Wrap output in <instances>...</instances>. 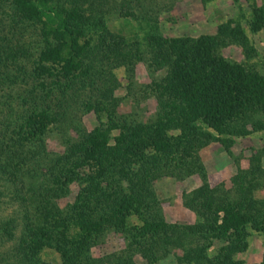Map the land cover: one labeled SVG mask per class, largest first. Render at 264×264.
I'll list each match as a JSON object with an SVG mask.
<instances>
[{
    "label": "trees",
    "instance_id": "1",
    "mask_svg": "<svg viewBox=\"0 0 264 264\" xmlns=\"http://www.w3.org/2000/svg\"><path fill=\"white\" fill-rule=\"evenodd\" d=\"M250 9L248 27L257 32L264 4ZM108 12L95 0H0V34L8 39L0 50V211L6 202L17 210L0 215V244L9 242L13 258L8 264H51L43 259L47 251L60 264H104L112 255L96 258L90 248L111 230L124 234L129 264L131 252L144 264L171 253L177 264H244L236 254L245 240L253 232L264 236V196H248L251 180L263 178L259 158L251 156L247 177L211 187L199 151L216 140L230 154L235 137L248 134L240 121L264 116V74L217 54L208 35L163 37L154 19H143L149 24L140 42L123 44L121 52L120 35L103 20ZM147 50L149 65L166 73L150 85L157 105L142 120L117 113L118 100L110 97L121 85L113 67L132 75ZM89 112L98 122L90 130L79 127L76 115ZM56 122H64L57 129L65 150L45 165L50 180L25 191V167L44 150ZM67 129L74 134L65 138ZM193 174L201 184L185 204L195 221L183 233L169 231L150 215L156 182ZM72 181L79 184L74 203L57 208L51 199ZM120 257L112 263L126 258Z\"/></svg>",
    "mask_w": 264,
    "mask_h": 264
},
{
    "label": "rangeland",
    "instance_id": "2",
    "mask_svg": "<svg viewBox=\"0 0 264 264\" xmlns=\"http://www.w3.org/2000/svg\"><path fill=\"white\" fill-rule=\"evenodd\" d=\"M97 7L109 9L103 16L108 24L109 30L115 34L117 41L121 43L119 48L123 51V44L129 46L131 43L140 42L141 36L146 29L148 22L145 19H154L158 31L163 37L188 36L196 38L200 35H208L216 46L215 52L230 61L240 63L246 68H254L264 74V26L257 32H252L247 23L251 5L261 6L264 0H95ZM87 4V1L85 2ZM129 13L130 15H126ZM144 19V20H143ZM39 36V32L37 33ZM4 39H3V38ZM39 38V37H38ZM42 39V38H39ZM7 38L0 34V43L4 45L0 50L7 47ZM12 44V43H10ZM113 46V45H112ZM123 46V48H122ZM144 47V46H143ZM147 57L135 63L133 74L123 66L116 65L113 68L121 81L113 92L110 99L118 100L117 113H135L138 119H147L156 109L157 98L150 95L151 84L154 80H160L166 73V68L150 64V57L147 50ZM99 56V55H98ZM36 58L37 55L32 56ZM107 61L103 62L106 66ZM121 62V60L119 61ZM29 64V63H27ZM121 64V63H120ZM102 65V66H104ZM113 65V63H112ZM125 69V70H124ZM149 95V96H148ZM79 127L83 126L90 130L98 124L94 113L77 114ZM262 123V128L257 126ZM50 124L44 136V150H40L30 169L29 183L25 191L41 187L50 180L45 165H50L56 155L62 154L65 150L64 141L58 134V125ZM240 124L244 127L246 136H236L230 147V154L226 152L225 145L219 141H210L199 151L206 171L207 180L211 187L221 185H232V177L237 174L240 178L247 177L244 169L249 168L251 156L257 155L262 172L261 179L251 180L255 184L248 196H264V116L259 112L248 114ZM67 129L64 137L74 134ZM227 145V144H226ZM201 184L197 174L190 175L184 179H172L164 177L156 182L155 189L159 193L158 201L151 203V218L163 222L169 231L183 233L187 226L195 221L194 212L186 206V200L194 197L195 190ZM263 185L261 188L259 186ZM65 193L54 195L51 202L59 209H65L73 204L79 191L77 181L67 184ZM33 192V191H31ZM12 194L9 195L11 197ZM0 215L2 218L10 216L16 210V204L6 202ZM34 209V208H33ZM33 215L40 213L34 209ZM137 222V218L129 220ZM193 240V239H192ZM245 248L236 254L237 259L244 261V264H259L264 254V236L254 232L246 240ZM9 242L0 244V264H8L7 258L13 262V258L6 253ZM218 248V246H216ZM210 251V255L217 253V248ZM126 249V239L120 231H107L102 240L90 248L91 255L96 258H105L104 264H114L113 255L121 256L124 260H116L122 264H129L127 255L123 252ZM175 251V249H174ZM133 264H144V259L136 252L130 253ZM43 259L51 264H60L58 255L47 251L43 253ZM116 259V258H114ZM111 261V262H110ZM159 264H177L172 253L163 257ZM184 264V263H180Z\"/></svg>",
    "mask_w": 264,
    "mask_h": 264
}]
</instances>
